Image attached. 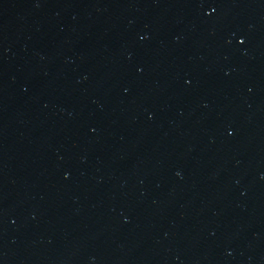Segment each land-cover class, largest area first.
Masks as SVG:
<instances>
[{"label":"water","instance_id":"1","mask_svg":"<svg viewBox=\"0 0 264 264\" xmlns=\"http://www.w3.org/2000/svg\"><path fill=\"white\" fill-rule=\"evenodd\" d=\"M0 264H264V0H0Z\"/></svg>","mask_w":264,"mask_h":264}]
</instances>
